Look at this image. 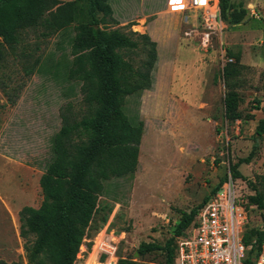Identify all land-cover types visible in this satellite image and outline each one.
Returning <instances> with one entry per match:
<instances>
[{
	"label": "rangeland",
	"instance_id": "rangeland-1",
	"mask_svg": "<svg viewBox=\"0 0 264 264\" xmlns=\"http://www.w3.org/2000/svg\"><path fill=\"white\" fill-rule=\"evenodd\" d=\"M108 2L113 19L107 28L148 34L156 42L157 61L150 89L127 97L124 106L133 123L143 122L137 168L105 183L92 223L97 228L85 234L74 264H92L109 256L105 250L136 264H167L162 249L135 255L139 244L163 246L181 212L198 205L220 179L225 180L221 189L231 184L243 202L244 233L264 229V209L248 203L257 191L264 199V135L255 133L264 117V0H232L247 10L244 19L228 25L221 18V30L207 47L200 44L199 20L183 8L184 0ZM73 34L71 25L45 38L29 30L16 51L4 56L0 264H27L19 210L40 204L39 179L52 157L60 108L80 98L78 85L66 78ZM227 62L240 70L236 90L242 118L232 122L224 115ZM254 144L251 160L238 167L241 177L233 179L230 162L249 155Z\"/></svg>",
	"mask_w": 264,
	"mask_h": 264
},
{
	"label": "trees",
	"instance_id": "trees-1",
	"mask_svg": "<svg viewBox=\"0 0 264 264\" xmlns=\"http://www.w3.org/2000/svg\"><path fill=\"white\" fill-rule=\"evenodd\" d=\"M219 5L221 18L228 25L239 23L247 13L232 0H219ZM112 15L108 0H0V69L5 53L15 52L29 30L45 38L71 25L74 33L66 78L78 85L80 98L60 108L61 125L52 139V157L39 179L40 204L19 210V235L25 241L27 264H74L85 234L91 227L97 228L92 223L105 183L132 175L137 168L143 122L133 123L124 106L127 97L150 89L156 42L146 33L108 29ZM33 69L34 64L26 67V75ZM239 73L232 63L223 67L224 115L231 122L242 118L236 90ZM255 133L264 135V117ZM256 147L254 144L246 157L230 162L233 179L241 177L238 167L251 160ZM224 181L220 179L198 205L181 212L173 237L163 246L141 242L137 252L143 255L162 249L166 263L173 264L174 237L183 234ZM248 203L264 209L263 194L249 195ZM243 240L253 250L259 249L264 229L244 233ZM117 264L136 263L124 258Z\"/></svg>",
	"mask_w": 264,
	"mask_h": 264
},
{
	"label": "built area",
	"instance_id": "built-area-1",
	"mask_svg": "<svg viewBox=\"0 0 264 264\" xmlns=\"http://www.w3.org/2000/svg\"><path fill=\"white\" fill-rule=\"evenodd\" d=\"M184 1L183 8L193 11L199 20L200 44L207 47L212 35L221 30L219 0ZM242 203L231 184L211 196L178 236L173 264H264V242L253 250L243 240L246 216ZM105 253L109 256L92 264L118 263L113 251L105 250Z\"/></svg>",
	"mask_w": 264,
	"mask_h": 264
},
{
	"label": "water",
	"instance_id": "water-1",
	"mask_svg": "<svg viewBox=\"0 0 264 264\" xmlns=\"http://www.w3.org/2000/svg\"><path fill=\"white\" fill-rule=\"evenodd\" d=\"M135 255H138V252H135Z\"/></svg>",
	"mask_w": 264,
	"mask_h": 264
}]
</instances>
